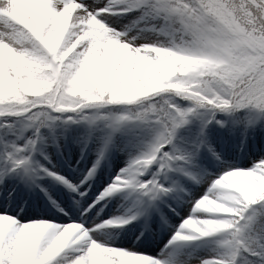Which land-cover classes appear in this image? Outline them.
Masks as SVG:
<instances>
[{"label": "snow or ice", "instance_id": "obj_1", "mask_svg": "<svg viewBox=\"0 0 264 264\" xmlns=\"http://www.w3.org/2000/svg\"><path fill=\"white\" fill-rule=\"evenodd\" d=\"M0 264H264V0H0Z\"/></svg>", "mask_w": 264, "mask_h": 264}]
</instances>
